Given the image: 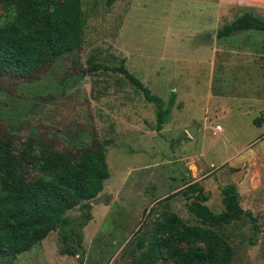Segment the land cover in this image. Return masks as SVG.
<instances>
[{"label": "rangeland", "instance_id": "374dc122", "mask_svg": "<svg viewBox=\"0 0 264 264\" xmlns=\"http://www.w3.org/2000/svg\"><path fill=\"white\" fill-rule=\"evenodd\" d=\"M81 10L80 46L0 91V125L15 151L28 139L59 151L111 139L109 177L89 209L81 201L66 212L71 228L0 264H137L166 211L199 223L183 193L195 181L216 213L221 188L234 184L259 229L246 215L213 228L232 247L230 264H264V32L216 35L244 12L264 19V0H81ZM8 13L0 5V24ZM92 63H123L164 107L174 96L162 128L141 90L118 72L89 71Z\"/></svg>", "mask_w": 264, "mask_h": 264}, {"label": "trees", "instance_id": "16d2710c", "mask_svg": "<svg viewBox=\"0 0 264 264\" xmlns=\"http://www.w3.org/2000/svg\"><path fill=\"white\" fill-rule=\"evenodd\" d=\"M0 5L10 10L0 24V91L34 81L60 55L82 42L81 0H0ZM245 30L264 32V19L244 12L218 28L216 35L227 37ZM98 69L118 72L141 90L156 106L154 128H162L174 96L164 107L163 100L123 63L112 67L92 63L89 67V71ZM110 143L111 139L94 138L75 151H59L51 140L28 139L15 151L13 134L0 125V259L28 251L54 229L71 228L66 212L81 201L90 208L88 201L97 196L109 177L105 151ZM28 167L33 176L28 175ZM220 191L224 208L216 213L204 203L208 196L197 181L184 187L183 193L192 198L185 206L199 223L188 224L175 212L166 211L137 264H230L232 247L213 227L244 215L255 230L259 227L252 213L239 205L234 184ZM88 216L79 222L81 228ZM62 253L74 254L68 249Z\"/></svg>", "mask_w": 264, "mask_h": 264}, {"label": "water", "instance_id": "95a60500", "mask_svg": "<svg viewBox=\"0 0 264 264\" xmlns=\"http://www.w3.org/2000/svg\"><path fill=\"white\" fill-rule=\"evenodd\" d=\"M187 133H188L190 136H193L194 133H195V127H194V126L189 127L188 130H187Z\"/></svg>", "mask_w": 264, "mask_h": 264}, {"label": "clouds", "instance_id": "9594fccd", "mask_svg": "<svg viewBox=\"0 0 264 264\" xmlns=\"http://www.w3.org/2000/svg\"><path fill=\"white\" fill-rule=\"evenodd\" d=\"M38 154V153H37Z\"/></svg>", "mask_w": 264, "mask_h": 264}]
</instances>
